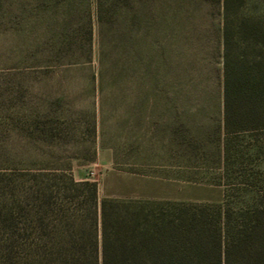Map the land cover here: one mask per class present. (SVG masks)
<instances>
[{
  "label": "rangeland",
  "instance_id": "obj_1",
  "mask_svg": "<svg viewBox=\"0 0 264 264\" xmlns=\"http://www.w3.org/2000/svg\"><path fill=\"white\" fill-rule=\"evenodd\" d=\"M98 4L0 0V194L58 169L100 199L216 202L263 178L261 132L225 156L223 0Z\"/></svg>",
  "mask_w": 264,
  "mask_h": 264
},
{
  "label": "trees",
  "instance_id": "obj_2",
  "mask_svg": "<svg viewBox=\"0 0 264 264\" xmlns=\"http://www.w3.org/2000/svg\"><path fill=\"white\" fill-rule=\"evenodd\" d=\"M246 4L223 0L225 156L264 134V16ZM224 184L216 202L100 199L65 169L22 177L2 186L0 264H264V177Z\"/></svg>",
  "mask_w": 264,
  "mask_h": 264
}]
</instances>
